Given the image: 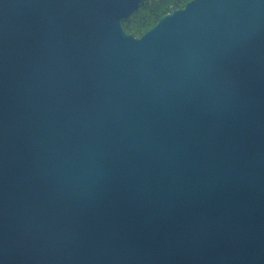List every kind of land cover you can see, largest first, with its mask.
I'll return each instance as SVG.
<instances>
[{
    "label": "water",
    "instance_id": "water-1",
    "mask_svg": "<svg viewBox=\"0 0 264 264\" xmlns=\"http://www.w3.org/2000/svg\"><path fill=\"white\" fill-rule=\"evenodd\" d=\"M0 0V264H264V0Z\"/></svg>",
    "mask_w": 264,
    "mask_h": 264
},
{
    "label": "trees",
    "instance_id": "trees-1",
    "mask_svg": "<svg viewBox=\"0 0 264 264\" xmlns=\"http://www.w3.org/2000/svg\"><path fill=\"white\" fill-rule=\"evenodd\" d=\"M170 0H142L139 7L122 22L127 32L139 36L163 13L168 11Z\"/></svg>",
    "mask_w": 264,
    "mask_h": 264
},
{
    "label": "rangeland",
    "instance_id": "rangeland-1",
    "mask_svg": "<svg viewBox=\"0 0 264 264\" xmlns=\"http://www.w3.org/2000/svg\"><path fill=\"white\" fill-rule=\"evenodd\" d=\"M186 1H188V0H170L171 3H170V5H169V9H170V7H175V8L182 7ZM169 9H168V11H169ZM166 12H167V11H166ZM166 12H165V13H166ZM163 14H164V13H163ZM163 14H161V15H163ZM161 15H160V16H161ZM160 16H159V17H160ZM159 17H158V18H159ZM158 18H157V19H158ZM157 19L155 20V22L157 21ZM155 22H154V23H155ZM154 23H153V24H154ZM153 24H152V25H153ZM152 25H150V27H151ZM148 28H149V27H148ZM148 28H147V29H148ZM147 29H146V30H147ZM143 32H144V31H143ZM143 32H142V33H143Z\"/></svg>",
    "mask_w": 264,
    "mask_h": 264
}]
</instances>
